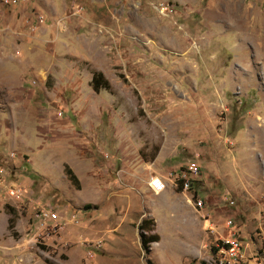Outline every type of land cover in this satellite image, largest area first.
I'll use <instances>...</instances> for the list:
<instances>
[{
  "label": "rangeland",
  "instance_id": "374dc122",
  "mask_svg": "<svg viewBox=\"0 0 264 264\" xmlns=\"http://www.w3.org/2000/svg\"><path fill=\"white\" fill-rule=\"evenodd\" d=\"M0 180V264H264V0H0Z\"/></svg>",
  "mask_w": 264,
  "mask_h": 264
},
{
  "label": "built area",
  "instance_id": "2783aa9c",
  "mask_svg": "<svg viewBox=\"0 0 264 264\" xmlns=\"http://www.w3.org/2000/svg\"><path fill=\"white\" fill-rule=\"evenodd\" d=\"M4 4H14L16 0H1ZM201 179V170L197 164L191 163L184 166H179L168 172L164 177L151 176L148 180L147 186L153 194H159L163 192L167 186L175 189H179L182 193L190 192L194 185ZM0 185L2 181L0 180ZM8 198H20L23 194V190L19 187H13L6 189ZM233 204V201L229 202ZM196 205L202 208L203 202L197 200ZM40 216L43 218H55L56 214L51 211L41 210ZM206 229L213 233V225L208 223V219L204 218ZM56 226V225H55ZM225 227L230 229L232 222L229 220L226 222ZM216 253L218 254V264H254L249 258L247 259L244 254V249L241 241L238 238L235 229L231 228L230 233L226 238L220 240V244L216 246ZM88 256H91L89 253Z\"/></svg>",
  "mask_w": 264,
  "mask_h": 264
},
{
  "label": "trees",
  "instance_id": "16d2710c",
  "mask_svg": "<svg viewBox=\"0 0 264 264\" xmlns=\"http://www.w3.org/2000/svg\"><path fill=\"white\" fill-rule=\"evenodd\" d=\"M91 86L93 91L98 92L101 89H108L109 88V84L108 82L103 78L102 74L100 73H95L92 77L91 80ZM67 169V168H66ZM66 175L68 176V179L73 183H77V178L76 176L71 172V170L68 169L65 170ZM146 222L142 221L141 224L139 225V229L140 231H142V234H140V241H141V248L143 249V251H145V253H147V251L149 250V245L153 242H156L158 240L157 236L151 237V238H145L144 236V231H146V228H144V224ZM216 249L214 248V251ZM151 264V263H150Z\"/></svg>",
  "mask_w": 264,
  "mask_h": 264
},
{
  "label": "crops",
  "instance_id": "0c3cea01",
  "mask_svg": "<svg viewBox=\"0 0 264 264\" xmlns=\"http://www.w3.org/2000/svg\"><path fill=\"white\" fill-rule=\"evenodd\" d=\"M184 166V165H183ZM199 166V165H198ZM200 167V166H199ZM172 188V187H171ZM173 189V188H172ZM174 190V189H173Z\"/></svg>",
  "mask_w": 264,
  "mask_h": 264
}]
</instances>
